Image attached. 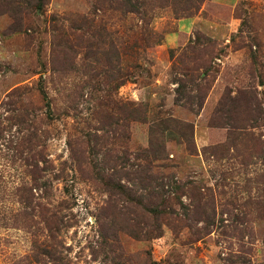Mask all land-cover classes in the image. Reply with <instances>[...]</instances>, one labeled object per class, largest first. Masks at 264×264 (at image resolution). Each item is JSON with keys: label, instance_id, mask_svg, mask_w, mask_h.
<instances>
[{"label": "rangeland", "instance_id": "obj_1", "mask_svg": "<svg viewBox=\"0 0 264 264\" xmlns=\"http://www.w3.org/2000/svg\"><path fill=\"white\" fill-rule=\"evenodd\" d=\"M119 1L0 0V264H264V0Z\"/></svg>", "mask_w": 264, "mask_h": 264}, {"label": "trees", "instance_id": "obj_2", "mask_svg": "<svg viewBox=\"0 0 264 264\" xmlns=\"http://www.w3.org/2000/svg\"><path fill=\"white\" fill-rule=\"evenodd\" d=\"M121 6L125 8V13L127 12H133V13H138L140 15V18L141 19H144L145 22H146V26L148 27V24L151 20V13H153L156 9H163L165 6H172V10L175 11V13L178 15L180 12L182 15H190L192 14V9H198L199 8V2L198 0H120L119 1ZM146 27V29H142V34L146 32V30L148 31L147 34L143 35L142 38L146 40V42H148L150 44L151 39H152V36H151V31L148 30ZM114 46V44H113ZM116 46H114L115 48ZM124 49H127V47H129L128 49L129 50H133L134 52L135 51H138V48L140 49V46L138 45V43L136 42H132V44L130 46H127V44H125L124 46ZM127 51V50H125ZM126 53V52H125ZM205 71H206V68H205ZM193 73H191L189 75V80H187V82H181V85L179 88L183 89V91H187L188 87L186 84H194L195 87H198L199 90H201V93L198 95V97L196 96V98H200V102L197 104L198 108L201 107V105L203 104L204 100H205V97L207 96L206 95V92L203 93L202 92V85H198L196 82H194V77L192 76ZM264 75V74H263ZM129 76V75H128ZM181 81V79H180ZM180 84V83H179ZM176 93H177V98L176 100H180V98H185V101H184V104H186L187 102V95H184L185 92H182V91H178V88L176 89ZM237 93H247L248 95H251L252 91H248L246 89L240 91V92H237ZM253 95V94H252ZM224 98V97H223ZM231 99V98H230ZM237 99V98H235ZM233 100V101H236V100ZM226 101L225 99H220L219 103L222 105L224 102ZM246 102V101H245ZM227 103V101H226ZM182 104V103H181ZM251 104H253V101H252V97H249V99L247 100V105H246V108H247V122H246V119L244 120H239V119H231V121H229V125L230 127H233L231 129H229V131H233L234 132V135L235 137L238 139L242 136H250V141H252L253 143L255 142V139L251 136L252 135V132H244V128L246 127V124H251V126L255 127L254 123L256 122V116L255 115H252L250 113V106ZM183 105V104H182ZM221 105H219V109L217 108L216 112L220 113V115L223 116V114H227L229 115L231 118H232V115L234 114V112H236V110L239 108V106H233L232 108H225V107H221ZM259 107V104L256 103L254 105V107H252L253 109H256ZM123 108V106H122ZM126 108H123V111H125ZM126 115H124L125 117ZM123 117V118H124ZM125 119V118H124ZM219 126V124H218ZM163 129V128H162ZM234 129H238V131L234 130ZM250 134V135H249ZM149 144H152V140L149 141ZM159 148V147H158ZM250 148V153L253 149V144H251L249 147H248V150ZM161 151V149H160ZM154 152V151H153ZM153 213H156V209L152 211Z\"/></svg>", "mask_w": 264, "mask_h": 264}]
</instances>
